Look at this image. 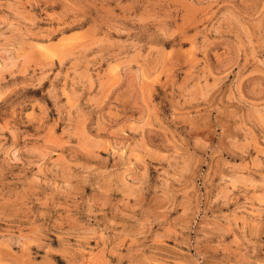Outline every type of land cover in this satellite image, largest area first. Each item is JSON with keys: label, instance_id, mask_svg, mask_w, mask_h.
Instances as JSON below:
<instances>
[{"label": "rangeland", "instance_id": "rangeland-1", "mask_svg": "<svg viewBox=\"0 0 264 264\" xmlns=\"http://www.w3.org/2000/svg\"><path fill=\"white\" fill-rule=\"evenodd\" d=\"M0 264H264V0H0Z\"/></svg>", "mask_w": 264, "mask_h": 264}]
</instances>
